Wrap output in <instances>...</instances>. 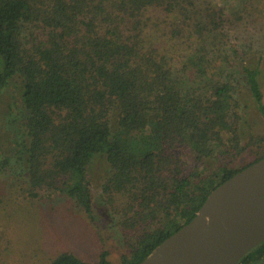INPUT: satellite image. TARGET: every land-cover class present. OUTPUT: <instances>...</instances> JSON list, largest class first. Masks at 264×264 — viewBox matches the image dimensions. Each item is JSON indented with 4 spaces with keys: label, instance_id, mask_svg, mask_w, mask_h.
Returning <instances> with one entry per match:
<instances>
[{
    "label": "trees",
    "instance_id": "obj_1",
    "mask_svg": "<svg viewBox=\"0 0 264 264\" xmlns=\"http://www.w3.org/2000/svg\"><path fill=\"white\" fill-rule=\"evenodd\" d=\"M243 19L213 0H0V95L21 80L28 196H64L95 222L90 169L109 165L102 197L123 249L113 260L103 248L95 264L142 262L264 158L239 89L242 76L264 115L260 69L219 79L209 58ZM261 263L264 242L237 264ZM46 264L91 263L63 252Z\"/></svg>",
    "mask_w": 264,
    "mask_h": 264
},
{
    "label": "rangeland",
    "instance_id": "obj_2",
    "mask_svg": "<svg viewBox=\"0 0 264 264\" xmlns=\"http://www.w3.org/2000/svg\"><path fill=\"white\" fill-rule=\"evenodd\" d=\"M213 1L244 18L241 36L231 33L234 44L220 46L209 56L215 67L213 72L220 79L224 70L238 74L243 66L258 67L264 94V0ZM186 56L187 53L177 52L176 62L181 64ZM240 78L244 131L248 135H264V115L251 99L244 77ZM21 92V80L14 79L0 95V161L10 160L7 169L0 171V230L9 237L8 243H1L0 264H46L63 252L95 264L103 248L109 249L115 260L123 245L117 220L102 197L103 180L109 174L104 158H97L90 169L95 222L64 196L46 193L36 200L28 196L27 172L19 152L27 115Z\"/></svg>",
    "mask_w": 264,
    "mask_h": 264
},
{
    "label": "water",
    "instance_id": "obj_3",
    "mask_svg": "<svg viewBox=\"0 0 264 264\" xmlns=\"http://www.w3.org/2000/svg\"><path fill=\"white\" fill-rule=\"evenodd\" d=\"M263 242L264 158L216 187L191 222L138 264H237Z\"/></svg>",
    "mask_w": 264,
    "mask_h": 264
}]
</instances>
